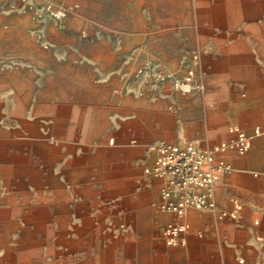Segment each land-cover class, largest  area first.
Masks as SVG:
<instances>
[{
  "label": "crops",
  "instance_id": "obj_1",
  "mask_svg": "<svg viewBox=\"0 0 264 264\" xmlns=\"http://www.w3.org/2000/svg\"><path fill=\"white\" fill-rule=\"evenodd\" d=\"M48 1L54 0H0V58L22 63L12 75L47 82L39 91L11 89L2 95L10 100L0 102V123L56 135L65 185L68 175L78 187L84 171L108 164L109 193L138 195L142 202L147 189H155L152 206H157L158 181L143 172L152 163L153 143L198 140L210 146L231 137V124L250 131L264 121V29L253 10L239 9L244 0H212L215 4L198 11L138 0L149 47L80 37L82 14L103 31L99 19L119 13L117 0H85L87 6L59 25L52 19L40 23L36 12L25 8ZM36 29L43 31L48 48L33 38ZM184 52L198 54L203 91L147 89L137 77L149 60L169 69ZM219 157L230 168L216 183L217 207L189 210L184 243L162 246L154 264H235L237 257L263 256L264 242L256 236L264 237V134L244 153L230 150ZM122 182L127 184L121 187ZM222 209L233 215L218 217ZM148 259L142 255L140 264H150Z\"/></svg>",
  "mask_w": 264,
  "mask_h": 264
},
{
  "label": "rangeland",
  "instance_id": "obj_2",
  "mask_svg": "<svg viewBox=\"0 0 264 264\" xmlns=\"http://www.w3.org/2000/svg\"><path fill=\"white\" fill-rule=\"evenodd\" d=\"M161 2L167 8L177 5L180 11L192 7L198 11L215 4L212 0ZM48 3L57 9H68L67 15L61 19L46 15L44 6ZM34 4L31 10H42L43 16L36 17L40 23L52 19L58 25L66 18L71 19L80 7L88 5L85 0ZM115 4L120 7L119 13L99 19L103 31L98 30L93 17L82 14L80 37L84 41L147 43L149 47L148 36L143 34L144 18L139 15V1L117 0ZM238 7L243 11L253 10L258 27L264 29V0H244ZM195 20L200 24V19ZM35 31L33 38L40 43ZM112 31L115 34H111ZM193 54L197 52L182 53L176 65L169 69L149 61L158 70L181 76L185 70L181 63L183 55L190 58ZM197 63L198 60L195 79L200 81ZM21 68L19 61L15 66L0 63V72L7 75L0 76V102L10 100L1 97L11 89L26 93L39 91L47 84L41 79L12 75ZM161 86L172 89L170 79L158 87ZM146 88L154 89L147 85ZM41 132L33 128L31 132L20 131L8 122L0 123V264H140L146 253L148 263L154 264L155 251L166 246L161 231L168 218L155 204L152 206L156 201L155 189L148 188L142 202L138 195L129 199L124 193H109L108 164L92 172L84 171L78 187L68 175L65 185L62 183L65 177L59 176L58 138L48 130ZM125 184L122 182L120 186ZM245 260L247 264H264V253L261 259Z\"/></svg>",
  "mask_w": 264,
  "mask_h": 264
},
{
  "label": "built area",
  "instance_id": "obj_3",
  "mask_svg": "<svg viewBox=\"0 0 264 264\" xmlns=\"http://www.w3.org/2000/svg\"><path fill=\"white\" fill-rule=\"evenodd\" d=\"M25 6L34 9L32 4ZM41 11H35L37 17L43 16ZM44 12L55 19H61L67 15L68 9H57L48 3L44 6ZM35 36L42 47H49L41 30L37 29ZM197 60V54L190 58L183 55L181 63L185 70L181 76L158 70L152 63L141 65L136 75L145 85L154 89L170 79L172 89L180 93L202 91L204 83L195 79ZM0 63L3 66L17 65V61L9 57L0 58ZM227 130L231 134L230 138L210 146H203L198 140L157 141L150 146L154 151L153 160L144 167L143 172L158 181L157 208L170 215L161 231L165 244L184 243V235L188 231L184 217L189 210L212 211L217 207L215 186L220 172L230 168L219 155L230 150L237 153L247 151L252 139L264 134V121L256 124L250 131L244 130L238 124L229 125ZM236 209H240V204H237ZM226 215H233V212L222 209L217 213L218 217ZM256 238L264 242L263 236L257 235ZM235 264L247 263L244 257H237Z\"/></svg>",
  "mask_w": 264,
  "mask_h": 264
}]
</instances>
